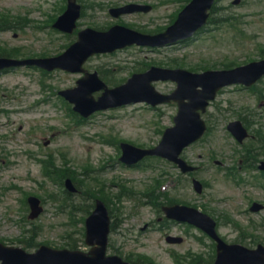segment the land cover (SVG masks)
<instances>
[{
  "label": "rangeland",
  "instance_id": "obj_1",
  "mask_svg": "<svg viewBox=\"0 0 264 264\" xmlns=\"http://www.w3.org/2000/svg\"><path fill=\"white\" fill-rule=\"evenodd\" d=\"M60 1L0 0L1 13L7 17L13 15L14 21L19 19L28 23L23 29L14 30V39L10 31L0 33V43L6 40L14 45L29 47L17 52L18 55L43 50L51 54L58 53L69 38L51 31L47 26L38 25L49 23L51 18L48 15L56 11ZM82 2H99L105 5V8L100 9L88 8L81 20L83 26L86 23L107 26L116 21L107 13L109 3L114 0ZM174 6L175 4H171L168 7ZM165 7L145 15H128L122 21L137 29L153 30L160 24L158 18L162 21L169 18L170 10ZM239 9L248 24V27H244L240 40L225 30L205 32L193 42L179 48L149 51L131 47L112 54L98 55L88 62L87 67L91 71L98 70L112 82H117L111 84L115 86L123 83L133 73V69L142 66L140 62L143 60L162 62L164 66H169L167 63L173 62V57H178L186 64L184 67L199 68L204 65L220 67L230 62L242 64L257 59L259 51L264 48V20L259 13L264 9V0H246ZM28 70L29 72L21 69L14 72V75L0 76V92L14 90V103L12 99L4 100V97L0 103V108L6 110L0 112V240L20 246L21 239H27L24 237L25 231L29 230L28 235L37 233L39 242L63 245L77 235V224L72 219H79L81 211L75 210L71 218L67 212L70 210L69 202L63 201L65 194L52 177L44 176L41 164L35 160L43 153L53 151L57 154L56 162L59 165L64 167L68 163L70 166L65 169L70 168V173L75 175V185L80 189L82 197H88L90 193L99 196V193L109 201L114 200V196L120 191L132 187V196L126 197L123 194L121 199L116 198L110 202L116 219V232L111 239L113 245L124 255L130 253L137 258L138 252H144L151 255L158 264H177L172 250L182 253L189 250L204 254L202 257L206 259L210 258V239L204 237L201 240V232L194 227L184 224L173 226L163 219L159 203L165 204L171 200L201 209L202 205L206 206L209 213L221 218L220 233L230 242H243L251 247L257 244L254 238L245 232L240 233L239 228L231 225L229 216L244 227H249L250 231L257 233L258 240L264 241V226L260 223L264 220V212L252 215L249 211L252 199L264 200L262 187L259 184L249 185V189L242 190L233 186L224 168H220L211 159L213 152L220 150L222 144L228 143L224 140L223 121L218 119L220 126H214L206 140L195 144L186 152L187 158L202 165L196 176L205 180L207 185L204 194L198 195L192 189L191 175L178 174L177 168L168 161L146 159L142 168L120 167L114 161L118 156V145L111 138L124 139L136 145L141 144L140 146L155 145L161 137V129L171 123L175 113L173 105L166 104L153 109L138 103L98 111L88 118V123L83 124L79 122V118L77 122L75 115L68 113L58 94L60 89L74 86L79 74L55 71L45 77L46 84L42 86L40 74ZM173 87L171 82L157 84V88L164 92H169ZM228 100L236 105L252 102L249 95L225 92L220 94L216 105H226ZM210 112H215V106ZM45 141H50L49 148L43 145ZM62 153H66L65 159ZM112 156L116 158L113 160ZM101 164L106 168L101 170ZM162 170H166L167 174L163 176ZM157 176H161V180L166 182L160 190L167 193H159L156 187L152 191L148 189L147 185L154 184ZM95 177L99 180H95ZM174 186H177L176 190H173ZM33 194L42 199L45 210L38 219L31 221L26 196ZM72 200L81 204L78 195H74ZM167 234L181 235L184 242L173 246L166 241ZM194 258V255L189 254L184 258L185 264L198 259Z\"/></svg>",
  "mask_w": 264,
  "mask_h": 264
},
{
  "label": "water",
  "instance_id": "obj_2",
  "mask_svg": "<svg viewBox=\"0 0 264 264\" xmlns=\"http://www.w3.org/2000/svg\"><path fill=\"white\" fill-rule=\"evenodd\" d=\"M110 33L112 34L113 32L111 31ZM99 40L100 42H98V47L96 45H90L82 50V61L86 58V56L96 50H110L114 48V43L117 42L111 40V37ZM84 43L86 42L84 41L83 37L78 45L81 46V44ZM213 73L214 72H209L207 74H212V76H214ZM204 76H206V74L203 75V77ZM205 82L208 81L205 80ZM100 87H104V85L102 83H99V85L95 89ZM212 92L213 91L211 90V93L207 96V98L213 96L215 89L214 92ZM99 107H102V105H95L91 110ZM165 210L170 216H175L182 220H189L193 223L202 226L212 236L217 238L214 229L215 223L207 215L202 214L194 209H187L184 207L177 206L173 208H167ZM105 212L106 210L103 204L99 203L98 209L96 210L94 215H92L89 219V226L91 229H94L97 225L96 221H94L93 219L101 220ZM106 233L107 221L105 220L103 233L99 235L105 237ZM219 241V256L216 264H264V252H262V250L249 251L241 246H227L221 240ZM101 242L103 244L104 239H101ZM103 254V248L97 251L94 257L90 258L84 256L80 252H58L51 250L45 246H42L36 253L29 254L20 248L5 247L0 244V259H4L5 262H8V264H118L116 262L106 259Z\"/></svg>",
  "mask_w": 264,
  "mask_h": 264
}]
</instances>
